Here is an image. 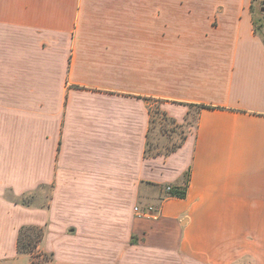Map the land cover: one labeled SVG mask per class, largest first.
I'll return each instance as SVG.
<instances>
[{
	"label": "crops",
	"instance_id": "obj_1",
	"mask_svg": "<svg viewBox=\"0 0 264 264\" xmlns=\"http://www.w3.org/2000/svg\"><path fill=\"white\" fill-rule=\"evenodd\" d=\"M251 3L0 0V264L30 263L23 225L43 228L53 264H264ZM154 105L195 114L164 153L146 152Z\"/></svg>",
	"mask_w": 264,
	"mask_h": 264
},
{
	"label": "rangeland",
	"instance_id": "obj_2",
	"mask_svg": "<svg viewBox=\"0 0 264 264\" xmlns=\"http://www.w3.org/2000/svg\"><path fill=\"white\" fill-rule=\"evenodd\" d=\"M254 17L258 23L259 17L263 16V13L258 12V9L260 6H262L260 0H257L254 3ZM264 11V10H263ZM152 129L150 132V143H149V153H164L177 144H179L182 140V137H184L185 133L188 130V126L190 124H193L195 122V114L192 112L187 120L183 122V124H176L171 121L165 114L161 112L159 108H157V105H154L152 108ZM48 189L47 187L44 189H41L40 192H38V195H41L42 197L47 196ZM24 202L26 204L32 202V197L30 195H26L23 198ZM43 200V199H42ZM38 202V201H36ZM45 264V263H43Z\"/></svg>",
	"mask_w": 264,
	"mask_h": 264
},
{
	"label": "trees",
	"instance_id": "obj_3",
	"mask_svg": "<svg viewBox=\"0 0 264 264\" xmlns=\"http://www.w3.org/2000/svg\"><path fill=\"white\" fill-rule=\"evenodd\" d=\"M257 0H252L251 11L254 12V3ZM263 4V0H260ZM254 16V14H253ZM254 28L258 31L257 21L254 17ZM184 137H182L183 141ZM175 147H173L174 149ZM149 145L146 148L148 152ZM169 196L183 198L186 194V184L171 188L168 192ZM24 197H20L19 202L26 204L23 200ZM44 230L42 227L34 225H23L19 228L17 235V251L18 253H26L31 255V261L29 264H53V253L46 252L40 249L39 245L42 241Z\"/></svg>",
	"mask_w": 264,
	"mask_h": 264
},
{
	"label": "built area",
	"instance_id": "obj_4",
	"mask_svg": "<svg viewBox=\"0 0 264 264\" xmlns=\"http://www.w3.org/2000/svg\"><path fill=\"white\" fill-rule=\"evenodd\" d=\"M166 191H170L171 187L167 186ZM134 211L138 214V216H142V217H150V218H155L156 216V209H154L153 207H148L146 209H139V207L135 206L134 207Z\"/></svg>",
	"mask_w": 264,
	"mask_h": 264
}]
</instances>
